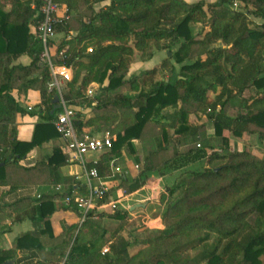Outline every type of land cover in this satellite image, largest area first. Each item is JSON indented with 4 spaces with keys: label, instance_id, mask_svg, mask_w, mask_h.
Instances as JSON below:
<instances>
[{
    "label": "trees",
    "instance_id": "1",
    "mask_svg": "<svg viewBox=\"0 0 264 264\" xmlns=\"http://www.w3.org/2000/svg\"><path fill=\"white\" fill-rule=\"evenodd\" d=\"M239 1L248 12L235 10L234 0L60 1L62 21L56 34L60 48L70 46L67 65L74 69L64 99L91 109L79 114L80 131L106 128L119 136L113 149L100 157V176L110 173L115 159L133 155L140 163L134 145L140 142L145 160L139 176L121 178L126 193L140 190L156 174L182 172L187 179L162 193L165 227L134 236L143 247L134 256L125 257L130 242L110 232L105 217L91 218L79 230L65 225L59 242L53 243L57 207L53 197L43 196L28 214L40 229L20 236L16 249L0 248V264L12 261L18 252L22 256L15 264H264V157L249 150L216 151L219 145L228 149L226 131L264 141V23L252 29L249 20L250 15L264 20V0ZM106 2L109 5L95 10ZM35 16L30 0H0V208L7 214L33 202L29 189L34 186L64 182L70 191L74 188L73 179L61 172L69 166L68 152L51 115L57 93L50 92L49 70L39 60L42 47L31 36ZM204 23L210 30L198 39L191 25ZM162 48L172 56L126 81L138 55L149 61ZM25 55L32 58L28 66L18 63ZM171 61L180 65L178 74L159 81L163 69L176 71ZM91 83L99 85L100 94L94 98L86 96ZM252 88L256 94L246 98L245 91ZM125 90L135 95L127 96ZM30 91L39 92L41 104L28 114L14 92ZM210 93L215 95L212 101ZM230 110L237 112L231 115ZM195 114L209 115L211 136L205 125L192 124ZM26 115L39 118L30 138L12 129ZM51 142L52 156L31 167L21 165ZM200 163L203 170H191ZM129 216L128 209L119 208L107 217L125 225ZM108 239L114 243L104 256ZM192 251H197L193 258Z\"/></svg>",
    "mask_w": 264,
    "mask_h": 264
},
{
    "label": "built area",
    "instance_id": "2",
    "mask_svg": "<svg viewBox=\"0 0 264 264\" xmlns=\"http://www.w3.org/2000/svg\"><path fill=\"white\" fill-rule=\"evenodd\" d=\"M60 1L30 0L31 10L36 12L32 35L42 47L39 60L40 64L49 70L51 76L50 92H56L60 98V109L54 113L53 124L68 150L69 161L80 165L83 169V186L87 189V194H69L62 184L55 185L54 190L62 196V202L68 208H75L80 213L79 223L81 227L91 218L99 219L103 213L109 215L117 211L118 205L126 197V191L121 186L113 185L114 176L117 175L120 178L130 176V170L118 166L115 159L110 163L111 173L105 177L100 176L97 167L100 157L113 149L119 136L111 130L80 131L76 126V121L79 114L83 113L84 110L70 105L64 99V92L68 91V84L74 80V69L67 65L70 46L66 44L60 48L61 42L56 34V26L62 21L59 15L62 8ZM74 36L75 33H71L66 37V40L69 41ZM88 53H92V49H88ZM99 94L97 83H91L86 88L87 97L93 98ZM39 107L29 105L26 110L31 113L38 111ZM94 154H97L98 157H94ZM90 155L93 157L88 158ZM90 164L92 167H89ZM135 168L139 170L140 165H136ZM109 252L108 247L102 249L104 256Z\"/></svg>",
    "mask_w": 264,
    "mask_h": 264
},
{
    "label": "rangeland",
    "instance_id": "3",
    "mask_svg": "<svg viewBox=\"0 0 264 264\" xmlns=\"http://www.w3.org/2000/svg\"><path fill=\"white\" fill-rule=\"evenodd\" d=\"M199 1H204L206 3H215V2H218L220 0H190V3H196ZM107 5H109V2L96 5L95 10L99 11L101 8H104ZM233 8L237 11H240V12H248L245 4L240 2L239 0H234ZM206 11H207V8H206ZM249 20L251 22V28L252 29H257L261 24L264 23L263 19L254 17L253 15L249 16ZM191 27L193 29L195 37L198 39L205 38L206 35L208 34L209 30H210L208 23L192 24ZM75 35H76V33H75ZM165 44H168V43L167 42L162 43V45H165ZM175 51H176V49H174V52ZM171 56H172L171 53L168 51V49H165V48L157 50L154 58L152 60H149V61H141V59H140L141 56L138 55L137 61L135 63V65L137 64V67H136L135 71L133 68V72L131 71L132 70V68H131V70H130L131 73L130 72L128 73V75L126 77V81L130 80L133 76L141 75V73H143L147 69H152V68L160 65L161 62H163L164 60L168 59ZM260 60H261V65L264 66V53L262 55V59H260ZM171 64H173L176 71L172 74L168 70L163 69L162 72L160 73L159 77H158L159 81L168 80V79H172V78L174 79V77L178 74L179 69H180V65L176 64L175 61H171ZM41 66L44 67L43 65H41ZM124 94H126L127 96H134L135 95V94L130 93L127 90L124 91ZM255 94H256V89L252 88V89L246 90L244 93V96L246 98H250L251 96H253ZM214 99H215V95L213 93H210L209 100L212 101ZM139 101L144 103L145 100H139ZM135 104H136V106H138L139 103L136 102ZM21 105H26L25 101L21 102ZM235 112H237V111L236 110H230L229 114L232 115V114H235ZM208 117H209L208 114H205V115L204 114H195L191 117V122L194 125H205L207 134H210V136H211L214 133V125H213V121L209 120ZM17 126H18V124H15L14 126H12V129H14V128L16 129ZM101 130H107V129L101 128ZM111 131H113V130H111ZM113 132L115 134H118L115 131H113ZM224 136L230 140V144H229L228 149L221 147L219 145L216 147V151L221 152L222 149L228 150L229 152L249 150L252 153H254V154H256L262 158L264 157V141H261L257 135L246 136L244 138H237V137L233 136L231 133L226 131V132H224ZM156 141L159 143V141H160L159 138L158 139L156 138ZM134 145L137 149L138 156L140 157L141 162L139 164H140V170H142V167H143L142 162L145 160V155L143 153V147H142V144L140 142H135ZM198 146L199 145H197V147ZM63 147L65 150H67L66 146L64 144H63ZM67 152H68V150H67ZM91 157H93V155L88 156V158H91ZM94 157H98L97 154H94ZM129 162H134V156L133 155L131 157L129 156L127 160L124 157L120 158L119 160H117V165L126 169V168H128L127 165L129 164ZM203 168H204V164L200 163V164H196L193 167H191V170L192 171H199V170H203ZM159 179H160V184H159L158 188L155 189L154 191H148L147 189L143 190L144 189V186H143V188H141L139 190V194H134L130 198L128 197L126 200H124L122 203H120L118 205V209L119 208H124V209H128V210L134 209L133 211H130V216L128 217L125 225H123L122 223H120L117 220H114V219L108 218V217L105 220H103V223L105 224V226L107 227V229L109 231H111V232L117 231L119 238H124L125 240L130 242L129 245L127 246V251L125 252L126 258L134 256L135 254H137L139 252V250H141L143 248L141 245L134 242V236H136L139 233H146L149 230H163L164 229L165 226L163 223L162 214L165 210V203H164V200L162 201L163 203H161V195H162V193L166 192V190L168 188H171L175 184H182L184 179L185 180L187 179V176L182 175V172H179V173L174 172V173L167 175V176H159L156 174V175H154V177H152L150 182L147 184H149V185L154 184L155 185V183ZM117 183L119 185H116ZM113 185L116 187L121 186L126 191V188L122 184L121 178L117 175L114 176ZM113 191L115 192L114 189H113ZM127 195H130V194L126 193V196ZM139 202L142 205H145L146 207L145 208L138 207V206H140ZM132 204H134V205H132ZM76 211H77V209H76ZM114 214L108 215V214L103 213L101 215V217L112 216ZM156 221L161 222V225L163 227L162 229L151 227V224L155 223ZM58 229H59V227H58ZM60 229H61V227H60ZM131 233H132V235H131ZM114 241H116V240H114ZM58 242H59V239L57 238L56 240H54L53 243H58ZM113 243H111V240L108 239V243L104 247H108L110 250V246ZM109 254H110V252H109ZM189 255L193 258L197 255V251H192L189 253ZM17 260H18V258H17ZM263 260H264V257H263ZM33 261L27 260V261L22 262L21 264H29L30 262H33Z\"/></svg>",
    "mask_w": 264,
    "mask_h": 264
},
{
    "label": "crops",
    "instance_id": "4",
    "mask_svg": "<svg viewBox=\"0 0 264 264\" xmlns=\"http://www.w3.org/2000/svg\"><path fill=\"white\" fill-rule=\"evenodd\" d=\"M186 1L190 3V0H186ZM32 33H33V30H32ZM31 36L33 37V35ZM31 62H32V58L30 57V55H25L18 60V63L24 66L30 65ZM136 67H137V64L136 65L134 64L132 66L131 71L133 72V68L135 71ZM14 96L17 98L20 104L21 102L25 101L26 105H22L24 108H27V106L29 105L39 106L41 104L40 94L39 92H36V91H30L25 95L24 94L19 95L17 92H14ZM138 102L140 104L142 103L140 101ZM82 109L84 110L83 113L85 115L91 112L90 108H82ZM38 121H39V118L37 116L32 117L31 115H26L23 118H21L17 126L19 130V136L24 137V138H30L33 132V129H34V125L38 123ZM54 147H55V143L51 142L50 144L46 145L44 149L33 151L27 157V159L22 161L21 165L26 166V167H31L39 159L46 157V156H52ZM69 159H70V156L68 153L69 166L62 169L61 172H62V176L71 177L73 179V182H72L73 186L77 184L76 187H74L72 191H70V186L66 185L64 182L51 183V184H40L38 186L32 187L31 190L29 189V192H31V195H32L31 200H33V202L36 201V203L27 201V203H25L23 208L19 210V213H12V214H7L3 209L0 208V228L2 229V235L0 236V248L2 250L7 251V250L16 249L17 239L20 236H22L25 233L34 232L40 229V225L37 222L32 221L30 219L31 216L28 214L30 210L37 205V201L40 200L43 196L53 197V203L57 207V211L52 219L53 233L56 238L60 237V235L63 233V228L65 225L67 226L77 225L78 230L82 227V226L80 227V223H79L80 214L77 211H73L69 209L62 202V196L54 190L55 185L62 184L69 194H80V195L87 194V189L83 186L84 177H83L82 167L78 164L71 163ZM136 165H140V164L135 163V162H129V164L127 165L128 169L130 170V176L132 178L139 176L141 172L140 169L137 170L135 168ZM77 177H79V180H77ZM159 184H160V179L155 183V185L154 184L144 185L143 190L147 189L148 191H154L155 189L158 188ZM116 185H119V184L117 183ZM134 194H139V190L130 195H127L124 200H126L128 197L130 198ZM139 205L142 208L146 207L145 205H142L141 203ZM133 210L134 209L129 210V211H133ZM106 218L107 216L105 217V219ZM58 227L59 229L61 227V229L59 230ZM108 238H109V235H108ZM111 243H113L112 240H111ZM21 256H22L21 253L18 252L17 257L15 259L17 260V258L19 259Z\"/></svg>",
    "mask_w": 264,
    "mask_h": 264
},
{
    "label": "water",
    "instance_id": "5",
    "mask_svg": "<svg viewBox=\"0 0 264 264\" xmlns=\"http://www.w3.org/2000/svg\"><path fill=\"white\" fill-rule=\"evenodd\" d=\"M59 102H60V98L58 96H56L55 99L53 100L54 109L51 112V115H54L55 111L60 109ZM138 207H140V206H138ZM151 227L158 228V229L163 228L160 221H156L155 223L151 224ZM15 263H16V259H13L12 261H9L5 264H15Z\"/></svg>",
    "mask_w": 264,
    "mask_h": 264
}]
</instances>
